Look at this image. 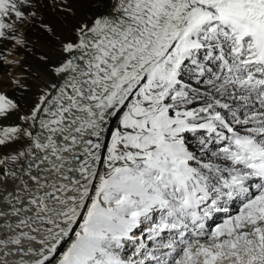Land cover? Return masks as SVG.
Returning a JSON list of instances; mask_svg holds the SVG:
<instances>
[{"label":"snow or ice","instance_id":"snow-or-ice-1","mask_svg":"<svg viewBox=\"0 0 264 264\" xmlns=\"http://www.w3.org/2000/svg\"><path fill=\"white\" fill-rule=\"evenodd\" d=\"M0 264H264V0H0Z\"/></svg>","mask_w":264,"mask_h":264}]
</instances>
